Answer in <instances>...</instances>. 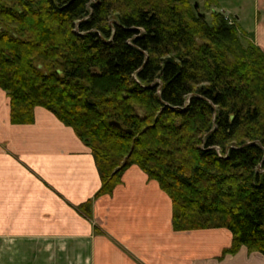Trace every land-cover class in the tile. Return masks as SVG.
Wrapping results in <instances>:
<instances>
[{"label": "trees", "instance_id": "16d2710c", "mask_svg": "<svg viewBox=\"0 0 264 264\" xmlns=\"http://www.w3.org/2000/svg\"><path fill=\"white\" fill-rule=\"evenodd\" d=\"M194 3L204 13L198 0H0V88L12 124L42 107L72 128L96 197L135 164L170 198L173 230L226 228L221 256H264V53Z\"/></svg>", "mask_w": 264, "mask_h": 264}, {"label": "crops", "instance_id": "0c3cea01", "mask_svg": "<svg viewBox=\"0 0 264 264\" xmlns=\"http://www.w3.org/2000/svg\"><path fill=\"white\" fill-rule=\"evenodd\" d=\"M264 53V0H217ZM91 150L49 110L10 122L0 88V264H264L226 228L175 231L171 200L135 164L111 194ZM89 202V212L81 204Z\"/></svg>", "mask_w": 264, "mask_h": 264}, {"label": "rangeland", "instance_id": "374dc122", "mask_svg": "<svg viewBox=\"0 0 264 264\" xmlns=\"http://www.w3.org/2000/svg\"><path fill=\"white\" fill-rule=\"evenodd\" d=\"M198 1L200 3L199 4L200 7H201L200 9L204 12L205 17H206L207 20H210L211 12L214 11V12H217V13H221L228 24H230V25H237L236 24V21L234 20V18L231 17V15L228 13V11L226 9H223V7L219 3L216 6H212V8H210V9H204V7H203V0H198ZM239 31L242 32V30H239ZM245 38H247L250 41H252L251 38L247 34H246V37Z\"/></svg>", "mask_w": 264, "mask_h": 264}, {"label": "water", "instance_id": "95a60500", "mask_svg": "<svg viewBox=\"0 0 264 264\" xmlns=\"http://www.w3.org/2000/svg\"><path fill=\"white\" fill-rule=\"evenodd\" d=\"M194 8L197 10V16L198 17H205V14L198 10V4L197 3H194ZM110 124L115 126V127L120 128V125L117 122L111 121Z\"/></svg>", "mask_w": 264, "mask_h": 264}]
</instances>
